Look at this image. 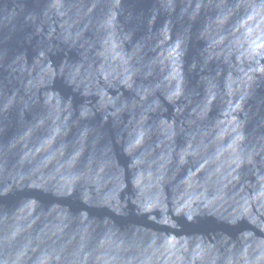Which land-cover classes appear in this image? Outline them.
I'll list each match as a JSON object with an SVG mask.
<instances>
[{"label":"water","instance_id":"obj_1","mask_svg":"<svg viewBox=\"0 0 264 264\" xmlns=\"http://www.w3.org/2000/svg\"><path fill=\"white\" fill-rule=\"evenodd\" d=\"M0 264H264V0H0Z\"/></svg>","mask_w":264,"mask_h":264}]
</instances>
